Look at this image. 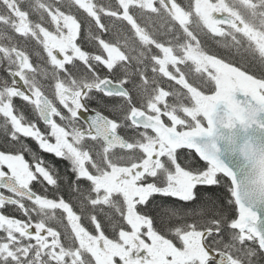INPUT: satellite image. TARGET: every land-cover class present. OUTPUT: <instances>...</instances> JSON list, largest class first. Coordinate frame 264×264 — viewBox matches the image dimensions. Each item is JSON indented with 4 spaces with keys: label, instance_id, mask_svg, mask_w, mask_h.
I'll use <instances>...</instances> for the list:
<instances>
[{
    "label": "snow or ice",
    "instance_id": "obj_1",
    "mask_svg": "<svg viewBox=\"0 0 264 264\" xmlns=\"http://www.w3.org/2000/svg\"><path fill=\"white\" fill-rule=\"evenodd\" d=\"M0 264H264V0H0Z\"/></svg>",
    "mask_w": 264,
    "mask_h": 264
}]
</instances>
